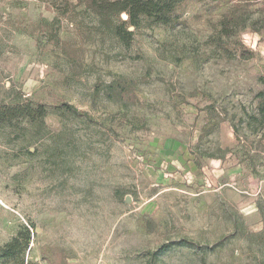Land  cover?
Wrapping results in <instances>:
<instances>
[{
    "label": "rangeland",
    "instance_id": "374dc122",
    "mask_svg": "<svg viewBox=\"0 0 264 264\" xmlns=\"http://www.w3.org/2000/svg\"><path fill=\"white\" fill-rule=\"evenodd\" d=\"M123 13L0 0V105L47 108L0 125V264H264V0Z\"/></svg>",
    "mask_w": 264,
    "mask_h": 264
},
{
    "label": "trees",
    "instance_id": "16d2710c",
    "mask_svg": "<svg viewBox=\"0 0 264 264\" xmlns=\"http://www.w3.org/2000/svg\"><path fill=\"white\" fill-rule=\"evenodd\" d=\"M86 5L93 9L98 15L106 12L120 14L124 12L126 19H121V25L115 29V35L125 44H129L133 29L138 27L143 19H149L154 23H168L171 19L170 12L180 0H83ZM236 13L231 12L220 21L221 33H227L236 26ZM132 26L133 29L129 30ZM261 113H264V103H262ZM64 108L68 112H77V109L69 104H62L59 108ZM47 113V108L43 104L32 105L31 103H15L0 105V125H11L14 120L26 119L29 122L42 118ZM30 232L26 228L25 232H18L9 241L0 246V260L13 259L22 254L28 247ZM179 244H186L181 240ZM168 245H161L158 251L166 250Z\"/></svg>",
    "mask_w": 264,
    "mask_h": 264
},
{
    "label": "water",
    "instance_id": "95a60500",
    "mask_svg": "<svg viewBox=\"0 0 264 264\" xmlns=\"http://www.w3.org/2000/svg\"><path fill=\"white\" fill-rule=\"evenodd\" d=\"M127 18V15L125 14V13H123L122 14V19H126ZM133 29V27L132 26H130L129 27V30H132ZM129 198V197H128ZM127 200H129V199H127Z\"/></svg>",
    "mask_w": 264,
    "mask_h": 264
}]
</instances>
